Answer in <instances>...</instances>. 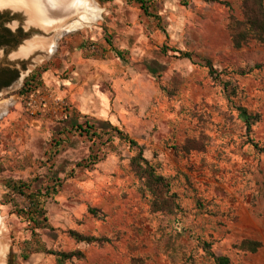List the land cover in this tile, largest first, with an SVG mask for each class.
I'll use <instances>...</instances> for the list:
<instances>
[{"label": "rangeland", "instance_id": "obj_1", "mask_svg": "<svg viewBox=\"0 0 264 264\" xmlns=\"http://www.w3.org/2000/svg\"><path fill=\"white\" fill-rule=\"evenodd\" d=\"M225 1L229 8L147 0L150 15L132 0L99 1V19L62 35L36 65V88L11 93L15 102L0 116L10 264H56L44 249L83 252L64 264H214L203 242L229 264H264V153L252 145L264 146V44L232 47L227 16L240 15V0ZM178 50L210 59L213 73ZM238 108L254 115L249 130ZM85 119L110 122L142 146L167 178L176 212L151 210L129 167L135 149L119 134L69 127ZM7 180L41 190L51 230L30 237L15 213L28 200ZM45 186H54L48 196ZM70 229L109 241L76 242ZM242 239L261 245L244 251Z\"/></svg>", "mask_w": 264, "mask_h": 264}, {"label": "trees", "instance_id": "obj_2", "mask_svg": "<svg viewBox=\"0 0 264 264\" xmlns=\"http://www.w3.org/2000/svg\"><path fill=\"white\" fill-rule=\"evenodd\" d=\"M101 2H106L110 0H99ZM136 2L139 9L145 15H150L148 13V7L146 4L147 0H132ZM204 1H216L224 4L229 8V2L225 0H204ZM226 29L229 35V39L233 48H241L248 45L251 41L259 44H264V0H240V15H234L229 13L227 16ZM118 54V52H116ZM180 57L188 59L191 63H201L207 67L210 74L213 73V65L211 60L204 57H197L195 60V55L190 51L178 50ZM261 64H255L254 67L258 68ZM38 73L35 71L29 75V77L24 81L23 86L18 89V93L21 95L28 94L33 89L36 88V78ZM230 84V83H228ZM225 88L227 85L224 86ZM239 109V116L243 119L246 124V129H250L251 119L254 115L248 113L243 108ZM102 123L104 125H102ZM70 128H76L80 132L85 134L92 133L97 135L98 131L113 130L119 137L125 140L130 147L134 148V153L129 158V167L135 174V176L140 181V191L141 193H148L150 198V207L152 211L169 212L173 213L177 211L176 202L173 198V194L169 193L170 185L166 177L156 173L153 166L150 164L146 156L143 154L142 146L136 144L134 140L127 137L111 123L104 121L98 122L90 119H85L81 123H74L69 126ZM91 130V131H88ZM253 147L260 152L264 153V146H259L256 142H252ZM91 161V160H90ZM94 161H92L93 163ZM59 181L58 178L55 179L56 182ZM7 188L11 192L23 195L28 200V205L25 208H15V213L17 216L23 218L27 223L28 229L30 231V237L36 235V229H48L51 230L52 227L47 222L46 215L44 213L43 203L40 197L44 195L41 194V190L29 191L28 184H25L19 180H7ZM50 190V191H49ZM54 190V186H45L44 192L47 193ZM88 211L91 214H96L94 208H89ZM69 236H71L76 242L84 243H103L108 242L109 238L104 236H96L92 234H84L76 230L70 229L67 231ZM28 241V240H25ZM260 242L252 239H242L238 247L244 251L254 252L260 247ZM36 250V249H34ZM203 250L207 256L212 260L214 264H229V258L226 255H218L212 252L209 248L208 242H203ZM37 251V250H36ZM48 254L54 256L56 264H64L67 261H72L74 259H81L83 257V252L78 249L72 250H55V249H44ZM32 251L21 252L20 257L24 262H28ZM12 264H17L13 262Z\"/></svg>", "mask_w": 264, "mask_h": 264}, {"label": "water", "instance_id": "obj_3", "mask_svg": "<svg viewBox=\"0 0 264 264\" xmlns=\"http://www.w3.org/2000/svg\"><path fill=\"white\" fill-rule=\"evenodd\" d=\"M0 13L18 21L26 31L23 42L11 56L27 59L28 70L53 55L56 41L63 34L88 26L100 17L97 0H0ZM28 70L26 72H28ZM15 95L0 101V116L15 102ZM11 237L0 216V264H10Z\"/></svg>", "mask_w": 264, "mask_h": 264}, {"label": "flooded vegetation", "instance_id": "obj_4", "mask_svg": "<svg viewBox=\"0 0 264 264\" xmlns=\"http://www.w3.org/2000/svg\"><path fill=\"white\" fill-rule=\"evenodd\" d=\"M8 22H11L10 18L0 13V101L10 98L11 93L20 89L37 68L34 66L28 70L27 59L11 56L23 42L26 31L18 21L13 28L5 24Z\"/></svg>", "mask_w": 264, "mask_h": 264}, {"label": "bare ground", "instance_id": "obj_5", "mask_svg": "<svg viewBox=\"0 0 264 264\" xmlns=\"http://www.w3.org/2000/svg\"><path fill=\"white\" fill-rule=\"evenodd\" d=\"M97 2H98V4H99V7H100V13H101V11H102V8H101V4L99 3V0H97ZM66 34V33H65ZM64 35V34H63ZM59 39V38H58ZM58 39H57V41H58ZM57 41H56V45H55V50H56V48H57ZM54 50V51H55ZM1 216V215H0ZM2 217V216H1ZM3 218V217H2Z\"/></svg>", "mask_w": 264, "mask_h": 264}, {"label": "crops", "instance_id": "obj_6", "mask_svg": "<svg viewBox=\"0 0 264 264\" xmlns=\"http://www.w3.org/2000/svg\"><path fill=\"white\" fill-rule=\"evenodd\" d=\"M104 109V108H103ZM102 111H104V110H102ZM110 123V122H109Z\"/></svg>", "mask_w": 264, "mask_h": 264}]
</instances>
